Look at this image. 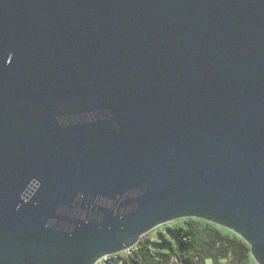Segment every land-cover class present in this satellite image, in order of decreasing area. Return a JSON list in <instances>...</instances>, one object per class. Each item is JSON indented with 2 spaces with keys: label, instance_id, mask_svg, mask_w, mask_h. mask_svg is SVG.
Segmentation results:
<instances>
[{
  "label": "water",
  "instance_id": "water-1",
  "mask_svg": "<svg viewBox=\"0 0 264 264\" xmlns=\"http://www.w3.org/2000/svg\"><path fill=\"white\" fill-rule=\"evenodd\" d=\"M190 216L264 264V0H0V264Z\"/></svg>",
  "mask_w": 264,
  "mask_h": 264
},
{
  "label": "trees",
  "instance_id": "trees-1",
  "mask_svg": "<svg viewBox=\"0 0 264 264\" xmlns=\"http://www.w3.org/2000/svg\"><path fill=\"white\" fill-rule=\"evenodd\" d=\"M169 237L159 231L165 247L154 250L145 233L130 252L109 255L104 264H256L250 245L237 233L198 217L163 224Z\"/></svg>",
  "mask_w": 264,
  "mask_h": 264
},
{
  "label": "rangeland",
  "instance_id": "rangeland-1",
  "mask_svg": "<svg viewBox=\"0 0 264 264\" xmlns=\"http://www.w3.org/2000/svg\"><path fill=\"white\" fill-rule=\"evenodd\" d=\"M159 231H163L165 233V235H167V237H169V232L163 228V224L161 225H158L152 229H150L147 233L149 235V246L154 249V250H157V249H162L164 248L165 246L162 244V243H156L159 241L160 237H159ZM208 263L207 264H211L210 261H207Z\"/></svg>",
  "mask_w": 264,
  "mask_h": 264
},
{
  "label": "built area",
  "instance_id": "built-area-1",
  "mask_svg": "<svg viewBox=\"0 0 264 264\" xmlns=\"http://www.w3.org/2000/svg\"><path fill=\"white\" fill-rule=\"evenodd\" d=\"M122 252H123V251H122ZM124 252L129 253V252H130V248L125 249ZM108 256H109V255H105V256H103V257L97 259V260L95 261L94 264H104V261L106 260V258H107Z\"/></svg>",
  "mask_w": 264,
  "mask_h": 264
}]
</instances>
